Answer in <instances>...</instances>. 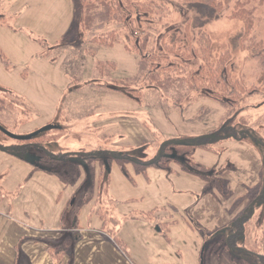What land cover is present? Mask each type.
Instances as JSON below:
<instances>
[{
    "label": "rangeland",
    "instance_id": "374dc122",
    "mask_svg": "<svg viewBox=\"0 0 264 264\" xmlns=\"http://www.w3.org/2000/svg\"><path fill=\"white\" fill-rule=\"evenodd\" d=\"M128 1L134 3L135 0ZM237 1L230 0L220 18L206 27L212 38L214 52L229 50L232 53L233 58L228 66L232 77L239 80L241 88L256 90L251 95L241 97L238 111L231 117L225 107L210 98H200L198 91L188 88L184 83L179 93L150 88L149 82H144L141 101L126 96L124 89L123 92L112 89L114 85L111 78L136 77L139 74L140 57L127 52L120 44L114 48L91 47L88 35L81 30L77 31L80 20L78 5L81 0H0V16L4 15L6 18L5 23L0 22V48L10 59L7 67L0 58V85L17 89L20 94L32 93L31 98L25 97L33 107L29 115H26L25 123L39 118L36 104L41 102L46 104L45 108L52 110L49 118L53 119L47 124L62 127L42 137L45 149L34 148L28 153L39 159L47 152L88 153L108 148L116 154L148 162L159 156L165 142L192 139L207 129L228 121L237 128L246 130L247 140L235 141L240 143L238 146L246 147L245 152L242 155L238 152L241 156L237 158L230 149L229 141L222 145L229 146L223 154L195 148L192 149L193 159L188 167L207 175L209 186L213 190H216L213 186L219 180L222 193L217 191L215 195L231 203V207H236L238 197L245 195L251 186L264 181V164H261L264 154V61L255 55L256 51L251 47L264 38V2H249L246 5H255L256 9L253 14L254 27L248 38L243 40V21L230 17ZM123 2L121 13L129 22L134 13L125 12H136V9L133 3L130 7L126 0ZM167 4L170 10L167 9L164 22L172 24L166 40L170 43L180 42L184 40L180 30L186 18L193 14L192 10L178 2L170 1ZM140 15L142 13H135L133 17V25L136 27L139 25L143 28L146 22H152ZM161 25L163 26L162 23ZM128 28L132 29L130 26ZM119 29L125 27L120 25ZM160 38L161 36L158 37V51H163ZM107 59L117 61V70L109 78L99 80L96 76L97 61ZM144 69L145 64L143 71ZM186 91L188 95H184ZM2 93L1 91L0 97ZM40 95L43 99L36 98ZM6 96L0 104L15 109L12 104L17 101L15 97ZM177 99H182V103L176 104ZM104 117L108 118L107 121H102ZM17 118L16 110L13 114L0 110V124L10 132L26 135L41 128L27 132L25 123L15 127ZM109 118L115 120L109 121ZM106 140L108 143H105ZM16 143L14 138L0 131L1 145L6 147ZM178 157L184 160L182 155ZM78 158L80 159L76 156L63 163L44 165L49 170L62 173L70 182L68 184L78 180L80 185L83 184L78 188L72 205L85 196L86 189L91 184L89 178L84 182L88 169ZM171 164L179 165L172 162L167 167ZM96 168L98 169V165ZM248 204L249 199H245L235 211L230 208L229 225L213 234H207L202 254L204 264L207 259L210 263L212 256L218 257L220 264H264L259 256L253 254L255 251L264 253V201L259 200L255 204V215L248 225L249 233L237 242L241 248L231 249L227 243L231 221ZM111 210L113 215L120 214L115 207ZM243 247L255 251H245ZM54 261L57 264L59 259L55 258ZM15 264H26L22 253L17 255Z\"/></svg>",
    "mask_w": 264,
    "mask_h": 264
},
{
    "label": "trees",
    "instance_id": "16d2710c",
    "mask_svg": "<svg viewBox=\"0 0 264 264\" xmlns=\"http://www.w3.org/2000/svg\"><path fill=\"white\" fill-rule=\"evenodd\" d=\"M170 1L178 2L189 7L194 14L187 17L186 21L183 22L184 26L182 25L183 28L180 32L184 40L180 42L170 43L166 40V36L170 34V26L172 23L169 24L167 21L164 22V16L167 9L170 10L167 4ZM229 1L230 0H135L133 3L132 1L129 2L126 0L128 6L132 7L134 5L136 9V12H133L132 10L125 12L127 14L134 13L129 19V24L126 19L127 17L125 18L124 14L121 13L122 2L120 0H81L78 5V10H80V20L77 31L79 32L81 30L88 35L91 47L114 48L120 44L124 46L127 52L137 54V56L140 57L138 64L139 74H137L136 77H122L119 79L111 78L110 80L114 85V88L112 89L120 90L122 92L125 90L126 96L141 101V88L142 84H145L144 82H146V84L149 82L148 86L150 88L160 89L163 92L173 90L179 92V90L182 89L181 85L184 83L188 88L198 91L200 93V98H210L222 107H225L227 109V114L232 117L238 111V104L241 97L251 95L255 93L256 90H246L241 88L239 80L237 78L234 79L228 69L229 62L233 58L232 53L229 50L214 52L211 35L206 30L207 25L220 18L224 7ZM249 2L261 4L264 0H238L230 14L231 18L243 21V40L248 38L249 33L254 27L253 14L256 6L252 5L247 7L246 5ZM135 13H142L143 19L152 22H146V26L143 28H140L139 25L136 27L133 25V17H135ZM5 19L4 15L0 16L1 23H5ZM98 20L100 21L97 22ZM120 25H123L125 29H119ZM160 25L162 27H160ZM129 26L130 28L132 27V29H129ZM159 36H161L160 40L163 51H158ZM251 47L256 51L255 55L264 61V38L254 43ZM0 58L6 66L9 67L10 61L1 48ZM143 64H145L144 71ZM117 65V61L112 59L98 60V71L96 73L97 79L102 80L103 78L104 80L106 77L109 78L110 74L117 70ZM133 82H135V84H132ZM1 91L3 92L0 97L1 102L7 97L6 95L15 97L17 101L15 103H13L14 101L12 102V104L15 105V109L11 108L9 105L1 103L0 110L4 111V113L11 112V114L15 113L16 110L18 118L15 127L25 123L26 115H29V112L33 110L32 105L27 99L13 89L0 85V92ZM184 93V95H188L187 91ZM180 101H182V99H177L176 104H181L182 102ZM5 129L9 131L8 128H5L0 124V131L4 134H6L4 132ZM57 129H62V127L59 126L58 128L41 132L28 139H15L17 143L11 146L4 147L0 144V148L32 163L31 159L34 158L31 157L27 159L26 154L34 148L45 149V141L42 140V137L56 131ZM208 134H215V137L210 138ZM228 140L245 141L247 140V132L246 130L239 129L235 125L226 121L216 127L210 128L208 131L195 136L192 139L170 140L165 142L161 147L159 156L148 162L131 158L125 154H116L113 150L108 148H99L97 151L88 153L59 152L58 154H55L47 152L45 156L35 159L32 164L36 169L45 170L49 173L58 175L66 183L70 182L62 173L56 170H49L45 168L44 165L48 163H63L76 158V156H79L80 159H78L81 163L86 165L88 174H86L84 182H87L89 178L91 179V184L88 185L84 197L76 202V204L70 205L66 208L61 219V226L63 228L69 227V225L70 228H77L79 224L78 215L82 206L89 203L93 197H95L96 193L99 196L98 198L100 202L102 194L107 192L111 179L112 166L115 163L118 164L126 175H129L127 169L128 163H133L136 172L142 174L146 173L149 167L155 166L166 168L172 162L179 163L182 169L196 173V171L188 167L191 159H193L191 155L192 149L204 148L218 154H223L226 147L222 145ZM105 143H108V140H106ZM175 152L181 153L178 155H182L184 160L179 159ZM97 165L98 169L96 168ZM205 177L207 178V175H205ZM76 182L77 181H74L73 184ZM220 183L221 182L218 180L213 186L216 189V192L218 191L219 193L221 192ZM245 199H249V204L243 209V211L236 214L231 221L230 233L227 237V243L231 249L241 248L237 244L238 240L244 238L249 233L248 225L254 218L255 204L259 200L264 201V181L251 186L248 188L245 195L238 197L235 201L236 207L232 206L231 211H235L240 202ZM110 200L113 201L112 198H110ZM103 206L101 205L98 209V213L103 219H105L103 228L125 250L126 247L118 238V232L120 225L132 216H123L120 223L116 225L112 214H110L111 211ZM156 212L157 209H153L148 212H140L139 215L148 220H153ZM169 224L170 223H167L161 228L165 236L168 234ZM75 239L76 237H67L61 244L50 245L48 250L52 257L54 259H60L59 257L66 253ZM243 249L252 253L255 251L254 249L252 251V249H246L245 247H243ZM253 254L259 256L264 262V253H257L255 251ZM60 261L61 260H59L57 264H59Z\"/></svg>",
    "mask_w": 264,
    "mask_h": 264
},
{
    "label": "crops",
    "instance_id": "0c3cea01",
    "mask_svg": "<svg viewBox=\"0 0 264 264\" xmlns=\"http://www.w3.org/2000/svg\"><path fill=\"white\" fill-rule=\"evenodd\" d=\"M24 93L20 95L32 97V93ZM36 98L43 99L42 95ZM36 105L39 118L25 123L27 132L53 119L49 118L52 110L45 108L46 104ZM228 141L239 158L246 147L238 146L235 140ZM225 147L227 151L229 146ZM127 169L129 175L115 163L101 201L96 193L82 206L78 227L63 228L61 219L81 187L79 180L68 184L58 175L36 169L32 163L0 148V264H15L19 253L26 264H56L49 246L61 244L67 237L76 239L59 257V264H201L207 234L229 225L232 204L215 195L216 190L203 174L180 165L152 166L143 174L137 173L132 163ZM101 205L111 212L112 207L120 211V216L112 214L116 225L123 216H132L118 232L125 250L103 228L105 219L98 213ZM153 209H157L153 220L139 215ZM167 223L165 236L161 228ZM207 260L205 264H220L216 256L210 263Z\"/></svg>",
    "mask_w": 264,
    "mask_h": 264
},
{
    "label": "water",
    "instance_id": "95a60500",
    "mask_svg": "<svg viewBox=\"0 0 264 264\" xmlns=\"http://www.w3.org/2000/svg\"><path fill=\"white\" fill-rule=\"evenodd\" d=\"M59 126L58 125H55V124H47L43 127H41L40 129H38L36 132H34L33 134H26V135H18V134H15L13 132H10L8 130H4V132L10 136L11 138H14V139H19V140H24V139H28L30 137H32L33 135H37L41 132H44V131H48V130H51V129H55V128H58ZM34 158V159H31V162L33 163L34 160H35V157H33L32 155H30L29 153L26 154V158L29 159V158ZM201 264H204V260H203V255L201 256Z\"/></svg>",
    "mask_w": 264,
    "mask_h": 264
},
{
    "label": "flooded vegetation",
    "instance_id": "af4514ba",
    "mask_svg": "<svg viewBox=\"0 0 264 264\" xmlns=\"http://www.w3.org/2000/svg\"><path fill=\"white\" fill-rule=\"evenodd\" d=\"M208 136L210 137V138H214L215 137V134H208Z\"/></svg>",
    "mask_w": 264,
    "mask_h": 264
}]
</instances>
